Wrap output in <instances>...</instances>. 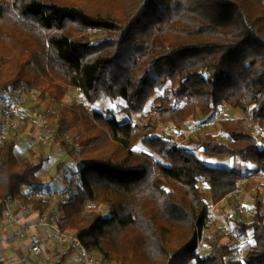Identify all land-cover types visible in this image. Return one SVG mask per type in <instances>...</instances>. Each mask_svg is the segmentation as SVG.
Masks as SVG:
<instances>
[{
	"label": "trees",
	"instance_id": "1",
	"mask_svg": "<svg viewBox=\"0 0 264 264\" xmlns=\"http://www.w3.org/2000/svg\"><path fill=\"white\" fill-rule=\"evenodd\" d=\"M91 30L106 37L94 42ZM168 82L184 105L159 97L145 117ZM71 89L86 102L52 114ZM18 90L40 92L56 119L53 136L79 163L81 182L67 201L47 200L43 162L18 156L20 134L12 135L0 148V221L12 201L41 215L57 211L63 231L117 264H264L259 196L250 221L233 219L242 237H253L244 260L231 258L234 248L216 232L205 254L197 253L211 205L228 201L239 209L245 176L210 166L160 131L182 130L198 113L209 117L224 105L239 110L242 117L220 122L227 143L208 133L188 145L206 158L252 163L264 175L256 134L264 132V0H0V92ZM101 94L124 101V113L142 119L91 112ZM35 192L39 197H30ZM98 204L109 214L89 210ZM68 257L52 264H68Z\"/></svg>",
	"mask_w": 264,
	"mask_h": 264
},
{
	"label": "rangeland",
	"instance_id": "2",
	"mask_svg": "<svg viewBox=\"0 0 264 264\" xmlns=\"http://www.w3.org/2000/svg\"><path fill=\"white\" fill-rule=\"evenodd\" d=\"M88 36L94 42L101 41L106 37L105 33L97 32L94 30L88 31ZM166 95L170 97L173 105L176 107L182 106L185 103L184 99L178 98L174 95V92H172V85L170 82H168L164 87L157 90L156 95L147 104V108H146V112L144 113V116L146 117L147 112L150 110V108L153 105V102L157 98ZM16 99H20L23 102V104L18 115L15 116V124H17V127L14 128L11 135L14 136L15 134H20L21 136L23 133L27 131L28 128L30 129L33 128L34 130L43 129L45 130V132H51L50 130H54L56 128V119H52L49 116L48 111L44 108V104L40 100V92L39 91L29 92L25 90H18V91H9L8 94L4 93L0 95V121L2 122L0 130L2 129V124L5 120L4 115L6 112L5 104L3 105L1 103L13 101ZM78 102H86L82 91L79 89H71L70 93L64 99V101L61 104H55L51 112L52 114H56L63 106ZM124 107H125L124 101L110 100L104 94H101L98 104L89 105L91 112L101 111L108 114V117L111 116L117 117L118 120L120 121H131L133 123H137L142 119V115H135L132 118H129L123 111ZM39 116L47 117L51 121L50 130L48 128L37 125L36 121H37V117ZM242 116L243 115L241 111L234 110L229 106L224 105L221 107L220 111L217 114H213L209 117H205L203 116V114L198 113V115L195 118L191 119L182 130H178L173 126H167L170 128L168 130H163V128H165L166 126H161L160 128L163 137L173 139L178 143H180L182 146H186L187 148L192 149L203 162L208 163L210 166L216 168L234 169L244 174L245 176L244 180L241 182L242 188L237 197L239 199V207H238L239 209L232 208V206L228 203V201H223L218 206H215L209 222L210 223L209 236L212 237L215 232L221 234L223 236V242L230 244L235 250L234 253L231 255V258H237V259L244 258L241 257L238 252L243 251V253L245 254L246 246L253 243V237L252 235L248 236V238L242 237L235 230L233 219H237V220L243 219L245 221H250L251 216L254 212L255 198L259 196L264 200V175L261 174L257 175L255 172L256 167L254 164L243 162L239 158H230V157L221 158V159L206 158L201 150H197L195 147H190L188 145V142L192 139H196L198 136L211 133L217 135L222 142L227 143L228 137L221 128V124H220L221 120L227 118H240ZM53 134L54 132L52 133V137H50L48 141H46L45 139V143H48V145H52L51 143L53 144L57 143L56 142L57 140L53 136ZM256 134L258 136L261 147H264V132L257 130ZM69 136H70L69 137L70 140L72 141L77 136V133L73 131L69 134ZM136 150L147 151V149L141 144L137 145ZM56 170L57 169L53 167L51 174L55 175V173L57 172ZM75 174L77 175L78 179H80V177L78 176L80 175L79 163H78V169L76 170ZM61 175H63L62 172L60 173V176ZM78 179L76 180L74 176L73 179L74 182H72L71 187H66V188L76 190L78 184L81 182V179L80 180ZM200 186L203 189L207 200L211 201V194L208 183L203 182L200 184ZM44 189L46 192L47 190H49L48 184H44ZM57 191H61V188L57 187ZM49 198L50 197H47V200ZM53 203H56V201H54ZM89 210L100 211L104 215L109 214V209L101 204L91 205L89 206ZM59 214L61 216V213H57L56 211H52L50 213L46 212L43 215V217L49 218L48 220L50 222L52 218L59 216ZM43 227H47L51 229L49 226H45V225L42 226L40 225L37 226L36 228H43ZM24 231L25 230L19 226L17 221V223H15V250H17V253L15 254V256H13V258H11V253H10L9 261H7L6 264L55 263L53 259H49L46 256L43 257L42 256L43 253L38 255L39 258L37 260L32 259L30 257L31 251L33 252L34 240L32 241L30 239L31 235L30 237H27L30 234L29 230L28 232H24ZM50 233L52 234V231ZM51 238H53V236ZM52 240L55 241L54 238ZM38 244L39 243L37 242L35 243V245ZM28 249L30 250V252L28 251Z\"/></svg>",
	"mask_w": 264,
	"mask_h": 264
},
{
	"label": "crops",
	"instance_id": "3",
	"mask_svg": "<svg viewBox=\"0 0 264 264\" xmlns=\"http://www.w3.org/2000/svg\"><path fill=\"white\" fill-rule=\"evenodd\" d=\"M4 93L8 94L9 92H0V95ZM1 123L0 121V125ZM47 133L43 129L34 130L33 128H28L20 136L16 153L18 156L28 159L33 163L43 162L39 177L43 182V191L45 190L44 184H48L49 186V190L45 191L46 197H51L53 193L61 192L64 188L71 187L76 170L78 169V162L67 154L66 150L60 146V142L56 141L57 143H51L52 145L45 143ZM69 137L68 135L67 139L70 140ZM53 167L57 169L55 175L51 174ZM61 172L63 175L60 176ZM57 187H60L61 191H57ZM33 196L39 197V194L36 192L31 193L30 197ZM42 217L43 215L39 211L31 207H25L13 201L9 203L8 210L5 212L3 220L0 221V260L3 261V264L9 261L10 253L11 258L17 253V250H15V223L18 221V223L30 226L40 221ZM50 232L51 230L47 227L32 228L29 229L30 234L27 237L31 235L30 239L34 240V246L41 248L43 257L46 256L57 262L62 254L68 253V264H83L74 249L63 247L56 241H53ZM36 242L39 244L35 245ZM28 251L30 252L29 249ZM95 254L99 253L95 252ZM30 257L36 260L39 258L32 251Z\"/></svg>",
	"mask_w": 264,
	"mask_h": 264
},
{
	"label": "built area",
	"instance_id": "4",
	"mask_svg": "<svg viewBox=\"0 0 264 264\" xmlns=\"http://www.w3.org/2000/svg\"><path fill=\"white\" fill-rule=\"evenodd\" d=\"M1 104H5L6 107V112H5V120L2 124V129L0 130V148L1 146L5 143V141L11 136L12 131L14 130V128L17 127V124H15V116L18 115L23 102L20 99H16L13 101H9V102H2ZM14 118V119H13ZM38 126L41 127H45L48 128L49 130L51 129V121L47 118V117H42L39 116L37 117V121H36ZM170 129L169 127H165L163 128V130H168ZM51 132H48V134L46 135L45 139L46 141H48L50 139V137H52V133L54 132V130H50ZM81 179V176L78 175ZM76 180L78 179L77 175H75ZM78 179V180H80ZM71 195V189L70 188H64L62 190V192L60 193H54L51 195V199L52 201H56L58 202H62V201H67L69 199ZM215 208V205H211V210H210V214H209V218L206 221L200 235H199V241H198V246H197V253L199 255H204L206 250H207V239L210 237L209 236V222L211 219V216L213 214V210ZM57 212V211H56ZM59 213V212H57ZM60 214L59 216H56L55 218H50V222H49V218H41L40 221L36 222L35 224L32 225H24V224H19V226L21 228H23L25 231L24 232H28L29 229L32 228H36L37 226H49L52 231V236L55 239V241L63 246V247H69L71 249H74L76 251V253L78 254L80 260L82 261L83 264H117V263H112V262H108L105 261L100 254H95V252L89 251L81 242V240L79 239V237L77 236V234L75 232H67V231H63L62 228L60 227ZM33 252L36 255H40L42 254V250L39 246H33ZM239 255L241 257H244L245 254L242 252H238Z\"/></svg>",
	"mask_w": 264,
	"mask_h": 264
}]
</instances>
